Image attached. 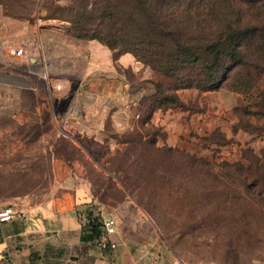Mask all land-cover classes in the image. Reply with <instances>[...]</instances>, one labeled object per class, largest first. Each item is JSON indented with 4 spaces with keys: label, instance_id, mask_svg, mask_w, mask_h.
Masks as SVG:
<instances>
[{
    "label": "rangeland",
    "instance_id": "374dc122",
    "mask_svg": "<svg viewBox=\"0 0 264 264\" xmlns=\"http://www.w3.org/2000/svg\"><path fill=\"white\" fill-rule=\"evenodd\" d=\"M231 1L0 0L11 17L132 52L149 73L140 99L159 119L144 140L92 145L61 137L42 106L0 117V206L44 202L75 171L101 186L137 259L264 264V0ZM227 28L238 31L237 61L206 46ZM188 46L195 62L184 61ZM220 67L218 86L202 89ZM83 147L111 173L91 170ZM18 245L11 238L0 264H45Z\"/></svg>",
    "mask_w": 264,
    "mask_h": 264
},
{
    "label": "crops",
    "instance_id": "0c3cea01",
    "mask_svg": "<svg viewBox=\"0 0 264 264\" xmlns=\"http://www.w3.org/2000/svg\"><path fill=\"white\" fill-rule=\"evenodd\" d=\"M19 47L22 54H12ZM147 78L148 70L132 54L113 58L97 40L72 39L55 20L11 17L0 3V117L42 106L47 121L69 141L144 140L151 136L153 119L159 120L140 99ZM80 150L91 170L111 173L85 147ZM101 189L88 176L70 171L44 202L23 199L24 215L7 222L10 226L0 223L6 226L0 253L15 238L23 257L38 252L45 264H164L125 250L118 211ZM109 216L116 219L113 250L101 251L93 240H81L89 219L101 222ZM132 219L134 214L127 212V221Z\"/></svg>",
    "mask_w": 264,
    "mask_h": 264
},
{
    "label": "trees",
    "instance_id": "16d2710c",
    "mask_svg": "<svg viewBox=\"0 0 264 264\" xmlns=\"http://www.w3.org/2000/svg\"><path fill=\"white\" fill-rule=\"evenodd\" d=\"M226 1L231 5L233 3L231 0H226ZM259 1L260 0H238V2H240V3H257ZM226 30H228V31H222L218 35V39H217L216 43H210V44H207L206 46L208 48L210 47V51L213 52L215 54V56H216V54L222 53V54L227 55L229 59H231L233 61H237L239 59V52L237 51L235 36H237V37L239 36L238 31L234 32V30H230L229 28H227ZM90 39L96 40L93 37ZM98 42L100 44L106 46L111 51L113 58H115L119 54L125 53V52L132 54L135 58V55L130 51L114 52L113 51L114 47L112 45H109L104 41L103 42L98 41ZM216 45L220 46L219 49L214 48ZM186 50H187V52H186V55L184 57V61L186 63L195 62L198 59V55L193 52V48L188 46V48ZM224 74H225V68H222V67L218 68L215 76L210 77L209 82L207 83L206 86H203L202 89L207 90V89L216 88L218 86L219 82L223 79ZM141 101L143 102L144 100L142 99ZM147 105H150L151 109H153V106L151 105L150 102ZM44 114H45L44 115L45 121L48 122L47 121V113L45 111H44ZM146 114H147V112H146ZM7 205H11V204H7ZM4 206H6V205H4ZM100 227H101V222L98 221V219H96V218L89 219L87 222V227L85 229L86 232L81 236V240H93L94 241L100 232Z\"/></svg>",
    "mask_w": 264,
    "mask_h": 264
},
{
    "label": "built area",
    "instance_id": "2783aa9c",
    "mask_svg": "<svg viewBox=\"0 0 264 264\" xmlns=\"http://www.w3.org/2000/svg\"><path fill=\"white\" fill-rule=\"evenodd\" d=\"M12 54L18 56L22 54V48H16L12 50ZM56 89L59 88V85L55 86ZM24 215L17 205H6L0 207V223H7L12 221L18 216ZM116 231V223L112 217H106L101 221L100 232L95 238L94 242L101 251L113 250L116 247L115 241L112 239V236Z\"/></svg>",
    "mask_w": 264,
    "mask_h": 264
}]
</instances>
